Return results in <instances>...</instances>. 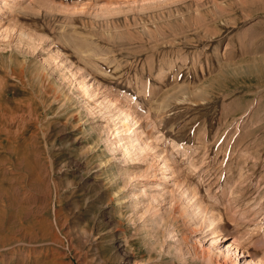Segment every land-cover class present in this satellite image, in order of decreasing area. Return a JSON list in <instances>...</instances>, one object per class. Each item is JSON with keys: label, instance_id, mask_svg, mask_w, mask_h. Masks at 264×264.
<instances>
[{"label": "rangeland", "instance_id": "rangeland-1", "mask_svg": "<svg viewBox=\"0 0 264 264\" xmlns=\"http://www.w3.org/2000/svg\"><path fill=\"white\" fill-rule=\"evenodd\" d=\"M252 259L264 0H0V264Z\"/></svg>", "mask_w": 264, "mask_h": 264}, {"label": "bare ground", "instance_id": "bare-ground-1", "mask_svg": "<svg viewBox=\"0 0 264 264\" xmlns=\"http://www.w3.org/2000/svg\"><path fill=\"white\" fill-rule=\"evenodd\" d=\"M88 85H86V83H84L83 84V88H84V90H85V92L86 93H89L88 92ZM121 109V108H120ZM123 109V108H122ZM134 115V114H133ZM131 113H130V111L129 112H127V111H124V109L121 111V116H122V118H119L118 120H119V124H125V126L123 127V129H122V131L121 132H123V133H128V132H132V133H134V136L136 137L138 134H140V132H138L139 131V128H137V122L135 121V119L132 117L133 116ZM130 122L132 123L131 125H130ZM118 131V130H117ZM122 135H120V132H117V134H116V138H119V137H121ZM137 140V142L139 143L140 141V145L142 144L143 145V147H141V149L142 150H144V152H145V150L148 148V149H150L151 151H154V147H152L150 144H147V143H145V142H143L141 139H140V135L139 136H137V138H136ZM117 148H119V149H122V151H124V152H129V150L130 149H133V148H135V146H134V142H130V143H119L118 145H117ZM170 161H168V158H167V156L165 157L164 156V158H163V163H164V165L165 166H167L168 165V163H169ZM167 169H170L169 168V166H167L166 167ZM171 171H172V169H171ZM173 173V172H172ZM188 193V192H187ZM191 194V193H190ZM189 194V200H190V202L192 203L193 202V200L195 199V196H196V194L195 193H192L191 195ZM195 210H199V211H201V214H203L204 212H206V211H204L205 210V208H203V206H202V204H200L199 203V201L197 202V203H195L193 206H192ZM207 209V208H206ZM223 239V238H222ZM214 247H215V245H214ZM253 261H252V264H259V262L258 261H255L254 259H252Z\"/></svg>", "mask_w": 264, "mask_h": 264}]
</instances>
